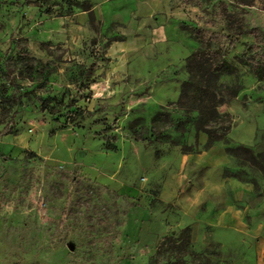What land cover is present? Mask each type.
<instances>
[{"label":"rangeland","instance_id":"obj_1","mask_svg":"<svg viewBox=\"0 0 264 264\" xmlns=\"http://www.w3.org/2000/svg\"><path fill=\"white\" fill-rule=\"evenodd\" d=\"M89 1L91 15L67 16L0 0V264H264V171L227 152L264 153V77L238 62L264 48V0L236 10L242 34L223 41L243 88L227 141L209 148L168 120H183L175 101L198 47L188 28L227 34L220 10L234 0ZM182 137L194 152L179 170ZM229 207L243 217L216 216ZM186 225L210 243L158 254Z\"/></svg>","mask_w":264,"mask_h":264},{"label":"trees","instance_id":"obj_2","mask_svg":"<svg viewBox=\"0 0 264 264\" xmlns=\"http://www.w3.org/2000/svg\"><path fill=\"white\" fill-rule=\"evenodd\" d=\"M23 1L27 3L29 0ZM47 1L42 0L43 5L45 3L44 13L46 15L53 13L54 6H60L61 9L65 8L63 14L67 16L72 13L74 8L89 15L92 13V6L89 0H52L51 4ZM234 3L235 6L232 11L229 12L225 7H222L220 10L226 23L227 34L202 28H188L190 35L198 43V47L185 60V72L188 77L180 83L179 94L175 101V108L180 110L183 120H178L173 124L171 118L167 115L170 119L168 120L170 126L179 130L181 134L186 133L188 129L186 125L189 124L196 135L199 133L205 134V148H209L214 143L222 140L227 141L232 117L227 113L218 112V108L229 103L243 88L238 81L235 67L226 60L227 50L222 46L224 40L230 41L229 47L233 46L235 41L230 38L231 34H242L241 20L236 21L235 19L239 15L242 17V13H238L236 10L252 6L253 0H234ZM183 29L186 30L187 28L183 27ZM259 46L261 47V45ZM238 62L248 66L249 71L258 80L264 77V48H259L256 54L252 56L248 55L245 59L244 57L239 58ZM223 76H233L235 81L231 85H224L220 82ZM93 83L94 81L90 82V84ZM40 106L42 111L52 112L51 108L45 105V103L42 102ZM159 114L160 112L151 117V125L157 121ZM13 117L14 113L11 114L10 122ZM5 130L6 127H4ZM106 149L111 151L116 150L115 148ZM181 151L183 153H190L193 151V148L192 146L182 145ZM227 152L234 159H243L248 161L249 165L256 167L260 171H264V153H253L250 148L241 145L229 147ZM155 156H157V152H155ZM191 243L190 228H184L179 231L178 236H175L173 233L164 236L156 251L160 254L164 251H162L163 246L169 247L171 245L175 247L173 248L174 250H186L187 254H189Z\"/></svg>","mask_w":264,"mask_h":264},{"label":"crops","instance_id":"obj_3","mask_svg":"<svg viewBox=\"0 0 264 264\" xmlns=\"http://www.w3.org/2000/svg\"><path fill=\"white\" fill-rule=\"evenodd\" d=\"M136 100H138V99L136 98ZM228 104L229 103L220 106L218 108V112L226 113V107L228 106ZM190 129L193 130L192 127ZM199 134H203V133H199ZM184 135H185V133H184ZM203 135H205V134H203ZM205 138H206V135H205ZM182 145L187 146L184 137H182L181 144L179 146L178 145L175 146L177 149H175V152H173L174 155L176 154L177 161H178V169L179 170H184L186 168L187 163L189 162L188 160L190 158L189 155L194 152V151H191L190 153H183L181 151ZM188 147H190V146H188ZM163 154H164L163 151L161 153H157V157H161V155H163ZM178 175H180V174L177 173L176 175H172V181H175V187L178 186V183L181 180L180 176H178ZM249 189H251V187H249ZM194 191H196V192H194V194L191 193V194L187 195V198L185 197L184 199H182L181 202H179V204L182 205L183 208H185L184 212L189 211V213H192V211L195 210L198 207V202L194 198V196H197L198 192L204 193V190L203 189H199V191L198 190H194ZM131 192H132V194H134V196H136L138 194V192H136L134 189H132ZM168 196L169 195L167 194L166 197H168ZM217 215H218V218H220V219H222V217H227V218H229L231 220H239V218L243 217V213L242 212H240L238 210L233 212L232 207L225 208V209L223 208V210L221 212H219V214H216V216ZM185 228H190V235H191L193 244L197 245V244H199L198 242H200V243L203 242V244L207 245L208 243H210L209 241H208V243H207V241H201V240L199 241V238H198L199 235H197V232L195 231L193 225L192 226L191 225H186ZM166 230H167V228L164 229L163 232H166ZM170 234H172V233H170Z\"/></svg>","mask_w":264,"mask_h":264},{"label":"water","instance_id":"obj_4","mask_svg":"<svg viewBox=\"0 0 264 264\" xmlns=\"http://www.w3.org/2000/svg\"><path fill=\"white\" fill-rule=\"evenodd\" d=\"M67 248L69 251H73V249H74L73 245H71V244L67 245Z\"/></svg>","mask_w":264,"mask_h":264}]
</instances>
